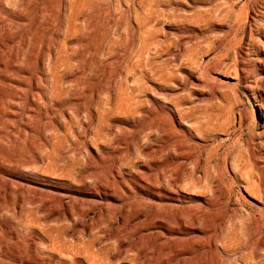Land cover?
Masks as SVG:
<instances>
[{"label": "rangeland", "instance_id": "obj_1", "mask_svg": "<svg viewBox=\"0 0 264 264\" xmlns=\"http://www.w3.org/2000/svg\"><path fill=\"white\" fill-rule=\"evenodd\" d=\"M2 4L0 264H264V0Z\"/></svg>", "mask_w": 264, "mask_h": 264}, {"label": "bare ground", "instance_id": "obj_2", "mask_svg": "<svg viewBox=\"0 0 264 264\" xmlns=\"http://www.w3.org/2000/svg\"><path fill=\"white\" fill-rule=\"evenodd\" d=\"M0 13H3V16L0 17V111L4 112L18 104L17 101H14L15 99L19 100L21 98L17 92L19 89V86L17 85V83L19 84L18 58L22 44L25 43L26 40L19 39L17 37L15 26L16 17L14 12H6L3 7L2 0H0ZM262 48H264V41L262 42ZM261 108V115H264V106H261ZM246 121V115L240 114L238 125V129L240 131ZM1 241L2 240L0 238V242ZM19 244L20 241L16 242L14 248L11 246L8 247L10 253L16 254L17 252V254L22 256L21 253H18L22 251ZM38 258L39 257L33 254V258H28V261H32V263L37 264ZM8 262L10 264H15L14 262H11V260Z\"/></svg>", "mask_w": 264, "mask_h": 264}]
</instances>
